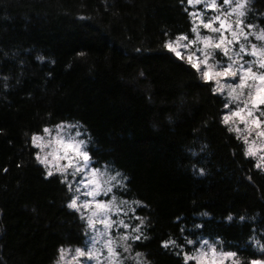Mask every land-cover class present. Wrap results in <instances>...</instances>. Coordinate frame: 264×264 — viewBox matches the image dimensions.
I'll list each match as a JSON object with an SVG mask.
<instances>
[{
  "label": "trees",
  "instance_id": "1",
  "mask_svg": "<svg viewBox=\"0 0 264 264\" xmlns=\"http://www.w3.org/2000/svg\"><path fill=\"white\" fill-rule=\"evenodd\" d=\"M190 11L187 0H0V264H54L86 242L67 183L32 142L62 122L81 126L94 167L121 174L146 264H194L184 253L203 238L239 264L264 262V169L223 122L212 82L164 47L192 36ZM246 21L264 29V0H248Z\"/></svg>",
  "mask_w": 264,
  "mask_h": 264
},
{
  "label": "rangeland",
  "instance_id": "2",
  "mask_svg": "<svg viewBox=\"0 0 264 264\" xmlns=\"http://www.w3.org/2000/svg\"><path fill=\"white\" fill-rule=\"evenodd\" d=\"M216 3L217 8L206 7L204 3H188L191 7L190 16L193 24L192 28L196 27L201 37L209 35L212 36L215 41L219 34L211 32L210 29L203 28L201 20L208 22L209 17L219 15L222 20H225L226 24L232 26V31L238 32L239 43H244L247 51L240 52L239 44L234 42L232 45H228V56H224L221 54L220 50H212L211 48L205 49L202 40H196V35L192 33V36L187 37V40H173V46L181 52V56L183 57L181 59L187 61L188 56L191 55L193 60L199 64V69H195L199 72L202 79H204L203 72L206 70V66L203 63L205 53H211L208 59V65H210L211 68L207 69L210 75H214V73L220 71L221 66L227 64L229 56L238 61L235 66L236 68L242 64L244 67L251 66L254 72H264V69H261L258 64L250 65L246 63L259 59L258 56L250 55L252 44L257 45V49L264 46V41L257 40L255 35L259 34L261 30L264 29L257 26L255 23H248L246 21L248 3H246L243 8H238L237 0H232V2L228 4H224L223 0H216ZM233 9H237V11H233ZM240 11L244 12L243 16L239 15ZM239 21H242V23H238ZM248 25H252V27H248ZM213 27H219V21L214 22ZM241 28L243 32L247 34V40L240 35L239 29ZM223 35H225L227 40H233L231 31L224 30ZM191 41H195V43H190ZM184 45H188V47L185 48ZM208 81L212 82L214 89L218 86H223L222 91H216L225 98L226 105H229L228 107L225 106L223 117L225 115H230V109L231 111H236L239 108H245V111L241 113V115L245 116V120L242 121L239 116L232 117L230 122L226 125L229 129H239V131L233 130V132L243 141L245 153L249 144H251L255 155L248 156L255 160L257 167L264 169V135H259V133H264V115H261V113L264 112V105L252 109V116L249 117L247 116V111L251 108V105L245 107L244 101L248 98L247 94L249 91H252V89L246 87L240 99L233 100V97L228 95V85L231 84L235 86V84L238 83V79L233 80L231 78L216 77ZM217 81L219 83H217ZM252 83L253 81H248V84ZM239 91L240 90L237 89V93H239ZM253 119L259 121V127L249 123ZM45 129H48V131L33 135L41 137L40 141L33 143L38 150L36 155L37 161L45 167L47 173L51 170L53 174L57 173L63 177L72 193L71 201L73 199L77 200V208L73 209L81 214L87 227V239L85 244L74 248H62L64 250L63 258L60 251L59 257L54 264H146L138 253H134L131 250L130 242L131 240H135L133 237L139 236L140 223L137 222L138 218L134 214V202L120 198L116 193L123 184L121 174L117 171H112L108 166L94 167L91 157L87 167L84 166L85 162L80 159L74 150L77 146H80L83 151L88 152V140L80 125L62 122L55 126L46 127ZM244 137H247V143ZM81 141L84 142L83 145H80ZM44 158H47V166L40 162V160ZM69 159L72 160L73 166L66 167L69 165ZM60 167H66V170L64 172L57 171V168ZM81 168L83 171H77V169ZM93 169L99 170L97 175L103 188V191L96 197L87 195V193L92 191L95 187V185L91 183V172ZM117 173L120 175L117 176ZM112 176H116V180H111L110 177ZM110 187L112 191L108 192L107 189ZM97 201L104 203L111 202V208L113 210L107 212V214L98 212L95 207ZM86 202H90L91 206L87 208L84 207ZM94 212L97 213L95 216L93 215ZM90 218L93 221L92 225L89 223ZM103 219H109L113 222L110 228H106V226L100 222ZM120 221H123V224L120 223ZM124 225H128V227ZM137 227H139L138 232L135 230ZM109 240L112 241L111 246L117 255H110L108 248L105 247V244ZM77 248L83 249L85 252L92 250L94 257L92 259L77 257L75 251ZM211 248L215 249V254H213ZM202 253L206 255H202ZM227 253L234 252L225 251L217 247L216 242L203 238L200 239L199 245L191 252L184 253V258L186 261H192L194 264H239V260L235 255L226 256L225 254ZM187 257H194L197 259H186Z\"/></svg>",
  "mask_w": 264,
  "mask_h": 264
},
{
  "label": "snow or ice",
  "instance_id": "3",
  "mask_svg": "<svg viewBox=\"0 0 264 264\" xmlns=\"http://www.w3.org/2000/svg\"><path fill=\"white\" fill-rule=\"evenodd\" d=\"M231 2H232V0H223L224 4H228ZM188 3L189 4L204 3L206 7L217 8L216 0H188ZM246 3H248V0H237L238 8H243ZM233 11H237V9H233ZM192 15H195V14H192ZM239 15L243 16L244 12L240 11ZM216 21H219V27H213V24ZM238 23H242V21H239ZM201 24H202L203 28L210 29L211 32L219 34L214 41L213 37L209 36V35H205V36L201 37L196 27H193L191 29V32L196 35V40H202L205 49L211 48L212 50H220L222 55L228 56V52H229L228 45H232L235 42V43L239 44L240 52L247 51L245 44L239 43L238 32L232 31L231 30L232 26L230 24H226L225 20H222L219 15H217L215 17H209L208 22H204L203 20H201ZM248 27H252V25H248ZM224 30L231 31V35L233 37V40H227L225 35H223ZM239 33H240V35H242L244 37L245 40H247V34H245L243 32L242 28L239 29ZM255 35H256L257 40L264 41V30H261V32L259 34H255ZM182 39L187 40V36L182 35V36L176 37V41H179ZM190 43H195V41H191ZM164 47L166 49H168L169 51L173 52L178 58H183L181 56V52L176 47L173 46V41H171V40L166 41L164 44ZM184 47L187 48L188 45H184ZM251 49H252V51H251L250 55L258 56L259 59H257L256 61L246 62V63H249L250 65L251 64H258L261 69H264V46H262L260 49H257V45L252 44ZM210 54L211 53H205V58H204L203 63L206 66V70L203 72V78L206 81L213 80L216 77L231 78L233 80L238 79V83H236L235 86H233L231 84L228 85V88H229L228 95L233 97V100H239L241 95H243V90L246 87L252 89V91L248 92V94H247L248 98L244 101L245 107H247L248 105H251V108H249L247 111V116H249V117L252 116V109L258 108L260 105H264V72H259V73L254 72L251 66L244 67V65H242V64L238 68H236L235 66L238 63V61L233 59L231 56H229L227 64L222 65L221 70L214 73V75H210L209 71L207 70V69L211 68V66L208 65V59H209ZM81 55H83V53H81ZM187 62L189 64H191L192 67L199 69V64L193 60V57L191 55L188 56ZM249 80L253 81V83L248 84ZM256 82H258V83H256ZM217 83H219V82L217 81ZM237 89L240 90L239 93H237ZM213 90L220 92L223 90V86H218L217 88H215ZM228 106L229 105H226V107H228ZM244 111H245V108H243V107L239 108L236 111H231V109H230V115H225L223 117V122L225 124H228L230 122V120L232 119V117H236V116H239L242 121L245 120V116L241 115V113ZM261 115H264V112H262ZM249 123L254 124L256 127L260 126L259 121L255 120V119L251 120ZM229 130L230 131H233V130L239 131V129H232V128H230ZM44 131L47 132L48 129H45ZM259 135H264V133H259ZM32 140H33V143H36V142L41 140V137L40 136H33ZM244 140L247 143V137H244ZM83 143L84 142L81 141L80 145H83ZM74 150L78 154L80 159L85 162L84 166L87 167V164L90 161L89 153L87 151H83L80 146H77ZM245 154L246 155H255V152H254L251 144H249L248 148L246 149ZM40 162L47 166V163H48L47 158L41 159ZM71 166H73L72 160L69 159V165L66 167H71ZM66 167L57 168V171L64 172L66 170ZM77 171H83V169L82 168L77 169ZM98 172H99L98 169H93L91 172V176H92L91 183L94 184L95 187L92 189V191L87 193L88 196L96 197L101 191H103L102 184H101L100 180L98 179V175H97ZM47 175L51 176V175H53V172L51 170H49ZM118 175H120V174L117 173V176ZM116 178H117L116 176L110 177L111 180H116ZM107 191L111 192L112 191L111 187L108 188ZM122 203H126V202H122ZM137 203H139V202H137ZM68 206L71 208H77V200L73 199ZM90 206H91L90 202H86L84 204V207H86V208L90 207ZM95 207H96L98 212H102L105 214H107V212L113 210L111 208V202L104 203V202L97 201ZM116 210H118V209H116ZM96 214H97L96 212L93 213L94 216ZM228 219H231V217H229ZM100 222L102 224H104L106 226V228H110L112 223H113L109 219H103ZM89 223H90V225H92V223H93L91 218L89 219ZM120 223L123 224V221H120ZM124 226L128 227V225H124ZM135 230L138 232L139 227H137ZM133 238L139 239L140 237L136 236ZM169 243L175 244V241L165 242L164 246L168 247ZM188 243H192V241H188ZM205 243H207V242H205ZM111 245H112L111 240L107 241V243L105 244V247L108 248L109 254L110 255H117V253H115V251ZM262 247H264V246H262ZM75 251H76L77 257H87L88 259H92L94 257L92 250L85 252L83 249L77 248ZM211 251L213 252V254H215L214 248H211ZM63 253H64V250L61 249L62 258H63ZM202 255H206V254L202 253ZM225 255L226 256H234L235 254L234 253H227ZM186 259H197V258L187 257ZM251 264H264V262L252 261Z\"/></svg>",
  "mask_w": 264,
  "mask_h": 264
}]
</instances>
